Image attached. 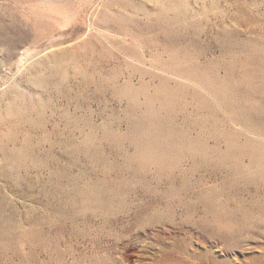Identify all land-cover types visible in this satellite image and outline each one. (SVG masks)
<instances>
[{"label": "rangeland", "instance_id": "1", "mask_svg": "<svg viewBox=\"0 0 264 264\" xmlns=\"http://www.w3.org/2000/svg\"><path fill=\"white\" fill-rule=\"evenodd\" d=\"M0 264H264V0H0Z\"/></svg>", "mask_w": 264, "mask_h": 264}, {"label": "bare ground", "instance_id": "2", "mask_svg": "<svg viewBox=\"0 0 264 264\" xmlns=\"http://www.w3.org/2000/svg\"><path fill=\"white\" fill-rule=\"evenodd\" d=\"M169 6V5H168ZM159 11V10H158ZM133 247V246H132Z\"/></svg>", "mask_w": 264, "mask_h": 264}]
</instances>
